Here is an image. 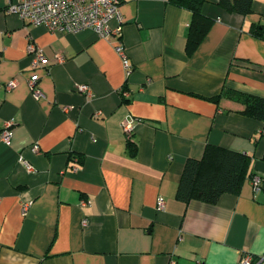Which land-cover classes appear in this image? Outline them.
I'll return each instance as SVG.
<instances>
[{"label": "crops", "instance_id": "0c3cea01", "mask_svg": "<svg viewBox=\"0 0 264 264\" xmlns=\"http://www.w3.org/2000/svg\"><path fill=\"white\" fill-rule=\"evenodd\" d=\"M120 1L122 36L103 39L93 30L57 34L31 25L0 0V81L18 82L0 88V133L15 121L10 144L0 138V264H240L244 254L258 263L264 123L246 116L239 98H264V38L253 33L264 27V0L247 15L207 0L212 26L195 48L190 11L170 0ZM30 42L50 66L32 70ZM33 74L38 101L28 86ZM209 145L250 157L261 189L248 178L240 194L216 204L180 201L186 162L202 159Z\"/></svg>", "mask_w": 264, "mask_h": 264}, {"label": "built area", "instance_id": "2783aa9c", "mask_svg": "<svg viewBox=\"0 0 264 264\" xmlns=\"http://www.w3.org/2000/svg\"><path fill=\"white\" fill-rule=\"evenodd\" d=\"M8 4L7 12L18 15L23 21L29 22L31 25L44 26L50 32L57 34H77L85 30H93L103 39L121 38L123 31L124 19L120 12V0H6ZM114 23L116 25H114ZM29 54L31 57V68L37 71L51 65L49 58L44 51L34 42H30ZM117 52L123 58V64L127 76L133 70V66L128 60L122 41L120 40ZM57 62L63 61L61 55L55 57ZM40 77L38 74H33L28 81V86L35 100H40L43 93L39 88ZM17 80H12L9 83L3 84L0 81V88L5 87L12 90L17 86ZM79 93L87 96L91 95V89L88 85H79L77 87ZM121 95L123 99H128L130 93L122 89ZM68 111V109H66ZM135 120L129 118L123 123V128L128 140H132L134 132ZM15 121L9 120L5 123L1 133V141L9 145L13 137ZM33 152L38 153L39 147L35 145L32 148ZM20 163L25 166L29 173H34L35 168L23 157ZM252 183L256 190L262 187V178L255 176ZM158 208L164 209V200L159 198ZM87 201H82L81 205L86 206ZM29 205H24L23 211L27 212ZM86 223V222H85ZM264 261L262 258L258 263L250 254H244L240 264H261Z\"/></svg>", "mask_w": 264, "mask_h": 264}, {"label": "trees", "instance_id": "16d2710c", "mask_svg": "<svg viewBox=\"0 0 264 264\" xmlns=\"http://www.w3.org/2000/svg\"><path fill=\"white\" fill-rule=\"evenodd\" d=\"M174 5L192 14L188 47H197L210 31L212 21L203 14L207 0H170ZM254 0H221L219 5L230 13L247 15L252 12ZM253 33L264 38V27L255 25ZM221 96L214 99L219 103ZM245 106L244 114L264 123V98L244 96L239 98ZM129 139V147H133ZM134 154L136 149L133 150ZM250 157L234 151L207 146L202 159L186 162L177 191V198L184 202L196 200L216 204L224 194H240L245 181L255 176L249 174Z\"/></svg>", "mask_w": 264, "mask_h": 264}]
</instances>
